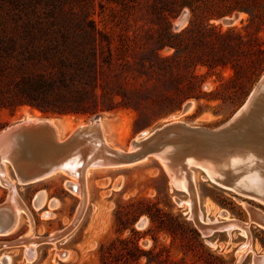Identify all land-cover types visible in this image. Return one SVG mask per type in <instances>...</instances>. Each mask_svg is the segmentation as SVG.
<instances>
[{"label": "rangeland", "instance_id": "obj_1", "mask_svg": "<svg viewBox=\"0 0 264 264\" xmlns=\"http://www.w3.org/2000/svg\"><path fill=\"white\" fill-rule=\"evenodd\" d=\"M184 2L163 13L153 11L160 0H139L130 12L95 0L87 16L75 4L51 12L43 0H0V131L24 119H49L65 138L98 120L110 146L126 152L138 135L181 115L188 103L180 122L207 130L224 125L264 74V0H174ZM70 8L77 13L69 15ZM64 110L76 114L52 113ZM6 169L28 214L13 234L0 236V264H236L245 243L237 231L202 236L187 206L177 204L188 196L171 189L154 157L92 171L79 217L83 199L70 192V178L56 174L20 185L13 166ZM195 171L204 219L220 221L225 212L246 223L243 204L264 213V205ZM8 194L0 185V207ZM70 225L65 237L38 244L27 260L24 237L59 235ZM254 226L251 252L237 264L264 257V230Z\"/></svg>", "mask_w": 264, "mask_h": 264}, {"label": "bare ground", "instance_id": "obj_2", "mask_svg": "<svg viewBox=\"0 0 264 264\" xmlns=\"http://www.w3.org/2000/svg\"><path fill=\"white\" fill-rule=\"evenodd\" d=\"M184 18L185 14L179 23ZM254 91L255 88L246 100L245 105L233 116V119L240 115L243 118V120L239 119L234 125L236 126L243 121L237 128L232 126L228 130L226 129L227 131H220L226 127L225 124L213 130L185 125L178 118L189 111L191 104L188 103L183 107L181 115L171 117L172 120L170 122L150 133L145 132L138 135L126 152L110 146L103 122L94 120L88 125H80L71 131V134H74L76 138L73 142L66 145L64 149L66 153L63 157L56 159L58 163L54 172L33 182L24 180L18 174L15 161L19 156V149L9 145L0 146V185L9 191L6 201L0 207L2 208L0 209V215H2L0 216V224H2L0 236L13 234L19 227L21 214L26 216L28 214L27 208L23 205L16 192L14 182L8 178L6 164L13 166L15 171L13 180L20 185L33 184L56 174H62L70 178L71 180L66 182V184H69L68 188L72 190L70 192L83 199L76 214L79 217L87 195L85 183H87L92 171H96L99 168L128 167L138 164L148 157H154L165 171L171 189L179 193H185L188 196V200H176L177 204L187 206L190 216L202 236L208 237L214 232H225L227 235H232L237 231L245 238V243L238 249L236 254V261L239 263L245 254L251 252L250 239L248 237L250 225H256L264 230V213L260 209L243 204L249 215V221L246 223L229 218L225 212L220 214L222 217H220L222 219L220 221L204 219L196 206L195 170L203 173L201 177L203 180H207L219 187L234 189L233 187H239L238 185H242V183L256 189L264 187V163L262 162L264 159L260 157H264V154L259 152V148L263 143L261 137L264 133V91L256 104V106L259 105L258 107H260L257 110L260 113L259 118L253 119V116L250 117L251 111L245 112L254 96ZM247 119L252 120L247 122ZM20 123L49 124L51 131L56 137L55 140L58 143L63 140L60 128L49 119H24L17 124ZM147 150H149L147 154L143 155V152ZM259 154L261 155L259 156ZM125 156H139V158L134 162L126 163L122 159ZM48 157L50 158L51 156ZM252 166L253 170H248ZM242 171L250 173L246 176L247 183L241 182L238 178V174ZM226 176L233 178V186L223 183ZM41 197L40 195L39 199L35 200V207L41 203ZM243 197L246 198L245 196ZM249 199L264 205V201L258 198ZM238 200L241 201L240 199ZM71 229L72 226L70 225L61 231L59 235L54 233L41 239L33 236L24 237L25 239H22V247H26L27 250L25 257L31 261L34 257V249L38 244L50 243L54 245L60 237H65ZM61 256L60 254L59 257ZM66 256L67 254L61 258H66ZM252 262L253 264H264V257L254 256ZM4 264H7V262Z\"/></svg>", "mask_w": 264, "mask_h": 264}, {"label": "water", "instance_id": "obj_3", "mask_svg": "<svg viewBox=\"0 0 264 264\" xmlns=\"http://www.w3.org/2000/svg\"><path fill=\"white\" fill-rule=\"evenodd\" d=\"M184 14H182L179 18V21L182 19ZM178 21V22H179ZM231 21H225V24H230ZM254 96L251 100V102L248 104L246 111L249 112L254 109L256 106L258 99L261 95V93L264 91V74L254 87ZM245 105V103H244ZM244 112V113H245ZM247 112V113H248ZM243 118L241 115L237 117L236 119L233 117L225 123L226 127L220 131L228 130L232 126H234L237 121ZM240 120V121H241ZM242 122H239L234 127H239ZM235 129V128H232ZM226 130V131H227ZM76 136L74 134H70L65 138H62V142L58 143L55 139L54 133L51 131V127L49 124H33V123H27V124H13L2 131H0V146L2 145H9L14 146V148L19 149V156L17 157L15 163L17 164V171L18 174L26 181L33 182L38 179L44 178L50 174H52L55 170V166L58 163V159L62 158L63 155L66 153L64 149L66 148V145H68L70 142H73L75 140ZM261 141L263 142L260 146L259 152L262 154L264 149L261 148L264 146V133L262 134ZM142 145V144H141ZM144 145V143H143ZM149 150L143 152L144 154H147ZM35 154V155H34ZM46 154V156H45ZM54 154V155H53ZM142 155V156H143ZM261 154H259L260 156ZM48 156H51L50 158ZM261 159H264V157L260 156ZM139 156H125L122 159L126 161V163L134 162L136 159H138ZM57 159V160H56ZM261 162V161H258ZM264 163V161H262ZM264 168V165H263ZM248 170H253V166L248 168ZM245 172V173H244ZM240 175L238 178L241 180V182L247 183V171H243L239 173ZM233 178L231 179L229 176L224 177L223 183L225 185H231L233 186ZM27 182V183H29ZM241 184V183H240ZM239 187H233L232 188H224L222 189L235 192L234 194L238 196H245L246 198H258L262 201H264V187H261L260 189H256L254 187H250L249 185H238ZM247 198V199H249Z\"/></svg>", "mask_w": 264, "mask_h": 264}, {"label": "trees", "instance_id": "obj_4", "mask_svg": "<svg viewBox=\"0 0 264 264\" xmlns=\"http://www.w3.org/2000/svg\"><path fill=\"white\" fill-rule=\"evenodd\" d=\"M44 5L47 8L48 11L55 12V11H65L64 6L68 4H75L81 7V10L79 11L81 14L89 15V8L93 5L95 0H43ZM100 1H106L107 3L116 4L121 7L122 12H130L132 11L135 6L139 3V0H100ZM157 1V0H156ZM162 3L161 8H155L153 11H160V12H171L170 9L179 10L182 5H187L185 2L183 4H174V0H160ZM67 13L69 15H75V12L73 8H70L67 10ZM63 65L61 64V67ZM54 115L57 116H67V115H75V112L71 111H57L52 112Z\"/></svg>", "mask_w": 264, "mask_h": 264}, {"label": "built area", "instance_id": "obj_5", "mask_svg": "<svg viewBox=\"0 0 264 264\" xmlns=\"http://www.w3.org/2000/svg\"><path fill=\"white\" fill-rule=\"evenodd\" d=\"M186 215H188V213H186Z\"/></svg>", "mask_w": 264, "mask_h": 264}, {"label": "crops", "instance_id": "obj_6", "mask_svg": "<svg viewBox=\"0 0 264 264\" xmlns=\"http://www.w3.org/2000/svg\"><path fill=\"white\" fill-rule=\"evenodd\" d=\"M8 264V263H7Z\"/></svg>", "mask_w": 264, "mask_h": 264}]
</instances>
